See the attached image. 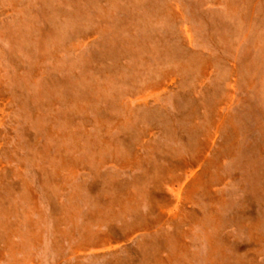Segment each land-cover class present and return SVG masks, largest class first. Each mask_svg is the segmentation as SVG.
Instances as JSON below:
<instances>
[{
  "label": "rangeland",
  "instance_id": "obj_1",
  "mask_svg": "<svg viewBox=\"0 0 264 264\" xmlns=\"http://www.w3.org/2000/svg\"><path fill=\"white\" fill-rule=\"evenodd\" d=\"M165 237L264 264V0H0V264H160Z\"/></svg>",
  "mask_w": 264,
  "mask_h": 264
},
{
  "label": "bare ground",
  "instance_id": "obj_2",
  "mask_svg": "<svg viewBox=\"0 0 264 264\" xmlns=\"http://www.w3.org/2000/svg\"><path fill=\"white\" fill-rule=\"evenodd\" d=\"M4 83V82H3ZM222 112V111H221ZM4 117V116H3ZM7 117V116H6ZM223 117V116H222ZM223 119V118H222ZM5 120V119H4ZM225 120V119H224ZM233 120V119H232ZM218 121V120H217ZM222 122V121H221ZM218 123V122H217ZM232 123V122H231ZM220 124V123H219ZM218 124V125H219ZM222 124V123H221ZM224 124V123H223ZM223 126V125H222ZM232 126V125H231ZM69 138V137H68ZM69 140V139H68ZM65 152V151H64ZM205 165V164H204ZM208 168V166H205L204 167V170L203 171H193L191 172L189 178H188V181L184 184L183 186V191L185 192L186 195L188 196H191L193 194V192H196L198 190V187L200 186V180L202 178V175L204 173V171ZM57 171V170H56ZM55 171V172H56ZM206 172V171H205ZM122 207H121V212H126L130 209H134L137 204H136V201H135V198H132L131 200L125 203H122ZM32 213V212H31ZM213 219V216H211L210 214V217L208 216L206 220H203L204 222L206 221H210ZM25 220V219H24ZM26 222V221H25ZM214 226L216 224V221L213 220L212 221ZM30 228V227H29ZM32 228V227H31ZM177 228H179V225L177 226ZM88 227H85V235H83V238H87V237H90V240L92 241L91 243L94 244L95 240H97L96 243H98V246H102V245H106V246H112L111 245V240L109 239H102V242L100 244V240H101V237H100V234L98 235V233H92L90 234L89 231L87 230ZM215 229H216V226H215ZM33 233V232H32ZM37 236V235H36ZM35 235L32 234V237L34 240H37ZM41 239V238H40ZM33 241V240H32ZM164 247L166 249V252H167V257L164 258V259H161L160 261V264H175L178 262V257H182L184 256L187 252H188V249L186 247H184V245L182 244H179V242L177 240H174V239H171L168 238V237H165L164 239ZM27 245V244H25ZM20 246V245H19ZM93 245H87V247L84 248V246H81V248H79V251L78 253L81 252L82 255H85L87 254L88 252L91 251V253L93 252V248H92ZM9 249L11 250V252H15L17 247H15L14 245H10ZM22 249V248H21ZM13 258H14V253L12 254ZM211 264H214L213 261H211Z\"/></svg>",
  "mask_w": 264,
  "mask_h": 264
}]
</instances>
